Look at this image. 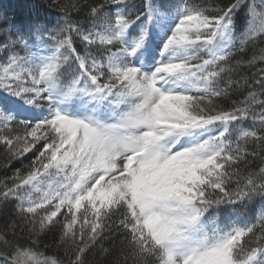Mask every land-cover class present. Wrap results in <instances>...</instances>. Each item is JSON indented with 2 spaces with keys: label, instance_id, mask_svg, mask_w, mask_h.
Returning a JSON list of instances; mask_svg holds the SVG:
<instances>
[{
  "label": "snow or ice",
  "instance_id": "6c2138e0",
  "mask_svg": "<svg viewBox=\"0 0 264 264\" xmlns=\"http://www.w3.org/2000/svg\"><path fill=\"white\" fill-rule=\"evenodd\" d=\"M47 7L0 25V264H264V0Z\"/></svg>",
  "mask_w": 264,
  "mask_h": 264
},
{
  "label": "trees",
  "instance_id": "16d2710c",
  "mask_svg": "<svg viewBox=\"0 0 264 264\" xmlns=\"http://www.w3.org/2000/svg\"><path fill=\"white\" fill-rule=\"evenodd\" d=\"M57 0H0V25L5 23H23L27 22L30 18L34 17L37 12L41 15L50 14L51 19H56V10L54 7L48 8V4H55ZM63 2V0H60ZM33 4H40V7H33ZM31 159V154L28 155V158L24 160V163L27 164ZM20 163L13 162L9 166H4V151L3 155H0V183H3L10 177L16 168H19ZM58 232V229L54 230ZM46 242L51 244V240L48 237L44 238ZM104 246H108L107 242ZM49 255L56 252L55 247H50L46 250ZM63 255L62 252L58 253ZM89 260L96 262L99 261L100 264H109V258H102L99 254V248L94 250L93 253L89 255Z\"/></svg>",
  "mask_w": 264,
  "mask_h": 264
},
{
  "label": "rangeland",
  "instance_id": "374dc122",
  "mask_svg": "<svg viewBox=\"0 0 264 264\" xmlns=\"http://www.w3.org/2000/svg\"><path fill=\"white\" fill-rule=\"evenodd\" d=\"M0 155H3V148L2 147H0Z\"/></svg>",
  "mask_w": 264,
  "mask_h": 264
}]
</instances>
